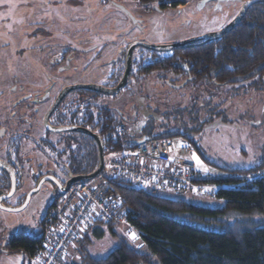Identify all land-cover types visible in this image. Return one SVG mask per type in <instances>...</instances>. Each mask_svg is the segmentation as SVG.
<instances>
[{"label":"rangeland","instance_id":"rangeland-1","mask_svg":"<svg viewBox=\"0 0 264 264\" xmlns=\"http://www.w3.org/2000/svg\"><path fill=\"white\" fill-rule=\"evenodd\" d=\"M111 1L123 7L129 18ZM202 1L184 0L177 7L159 9L155 2L144 7L136 0H0V116L12 111L14 102L21 94H26L28 84H31V90L39 83L44 89L48 87L50 77L56 76L59 80L62 76L63 84L57 81L51 96L67 83L110 84V74L119 68V64L114 68L111 65L118 63L122 47L133 42L171 45L217 32L243 4L221 3L220 9L216 10V3L202 6ZM140 56V49H136L132 59ZM58 57L60 62L55 64ZM165 78L167 80H161L157 73H153L142 82L132 79L117 96H102L98 105L116 108L127 118L119 126L129 137L140 138L147 133L146 128H152L153 136L178 133L171 139L184 141L193 155L209 169L204 172L194 160L201 175L208 174L215 178L213 180L264 178L261 160L264 152V87L257 90L251 88L250 83L215 86L203 82L195 86L187 84L185 77L169 74ZM34 83H37L36 87ZM88 103L93 105L91 100L81 102L72 94L62 107L72 113L70 118L81 122ZM49 104H42V113ZM16 105L24 107L27 103L19 100ZM36 132H27L26 155L34 160L36 153L44 169L50 158L65 161L63 154L69 152L66 145L69 140L64 145L65 139L59 135L46 136L43 128ZM38 138L52 141H42L41 157L34 151V141ZM49 143L57 149L50 151ZM243 170L249 172L243 173ZM32 186V180L25 174L21 189L10 204L19 196L28 194ZM231 188L233 186L227 189ZM219 190L180 197L192 205L214 208L223 204L214 195ZM53 201L52 186L44 183L21 212L0 211V244L20 231L36 234L41 229L40 220L46 208ZM96 231L100 234L89 231L91 241L83 237L78 242L64 264H80L81 241L85 242L83 247L90 256L95 259L107 257L117 246L110 231L124 237L132 246H140L138 232H129L124 226L114 225L109 230L106 225H99ZM133 234L137 239H132ZM27 261L23 252L5 253L0 248V264H28Z\"/></svg>","mask_w":264,"mask_h":264},{"label":"trees","instance_id":"trees-1","mask_svg":"<svg viewBox=\"0 0 264 264\" xmlns=\"http://www.w3.org/2000/svg\"><path fill=\"white\" fill-rule=\"evenodd\" d=\"M136 1L144 7L155 2L158 8L164 9L177 7L184 0ZM140 55L135 60L136 71L132 75L137 83L157 73L161 80H167L165 77L172 74L189 77L193 83L215 86L250 83L251 88L261 89L264 87V3L251 6L237 27L218 40L169 54L140 49ZM119 72L111 83L117 82L122 69ZM101 97L85 91V101L89 99L93 105L85 104L83 126L103 140L105 153L134 148L132 137L116 136L115 128L123 121L109 106L98 105ZM146 131L144 134L150 139L178 136V133L153 136L152 128ZM70 137L67 145L74 143L75 148L68 156V167L74 175L91 174L98 167L95 141L80 133ZM261 160L263 164L264 152ZM246 172L249 170H243ZM210 183L233 186L214 194L223 201L221 206H196L180 197L153 196L122 182L108 180V192L120 199L122 208L127 211V221L139 233L141 246L134 247L124 237L110 231L117 242L115 249L107 257L95 259L81 241L80 264H264V178H227ZM41 222L42 219L40 226ZM99 225H106L109 230L114 226L96 222L88 230L98 235ZM87 231L83 237L91 241ZM41 233L40 229L34 235L15 238L13 249L30 257Z\"/></svg>","mask_w":264,"mask_h":264},{"label":"built area","instance_id":"built-area-1","mask_svg":"<svg viewBox=\"0 0 264 264\" xmlns=\"http://www.w3.org/2000/svg\"><path fill=\"white\" fill-rule=\"evenodd\" d=\"M115 132L118 137L126 134L119 125ZM193 154L184 141L171 138L149 139L132 149L107 152L98 177L72 185L46 211L41 222V237L28 264H64L71 250L96 222L125 226L129 232L135 230L127 221V211L119 199L109 194L108 180L163 198L199 195L209 190L214 193L230 187L211 184L215 178L200 174Z\"/></svg>","mask_w":264,"mask_h":264},{"label":"flooded vegetation","instance_id":"flooded-vegetation-1","mask_svg":"<svg viewBox=\"0 0 264 264\" xmlns=\"http://www.w3.org/2000/svg\"><path fill=\"white\" fill-rule=\"evenodd\" d=\"M111 3L113 4V6L116 9L121 11L123 14H125L126 17L129 18L128 12L126 14V12L121 10V8H123V7H121L120 5H117L113 1H111ZM206 4L204 6H206ZM165 8H167V7H165ZM159 9H161V8H159ZM145 10H147V9H145ZM128 45L126 47H124V48L122 47L120 49L121 52L119 53L120 58L118 60V63L116 62L113 65H111L114 68V66L119 64V68H118L116 73L110 74V77H109L110 82H114L116 80L115 77L118 76L117 74H119L120 73L119 71L122 69V72H121L119 79L117 80V82L115 84L110 83L109 85L105 84V85H101V86H104L106 88H114L118 84L120 79L122 78V75H123L124 69H125V64H126L125 63V53H126V49H127ZM137 49H142V48H137ZM191 49H193V48H191ZM143 50H145V49H143ZM134 51H136V49ZM164 54H169V53H164ZM61 58L64 59L63 56ZM135 60L136 59H134V60L132 59L131 73H130L129 81H128V84L126 85V87L129 86L130 81L132 80V75L136 71V67L134 65ZM58 62H60V59H58L55 62V64ZM57 71H58V68H57ZM188 72H189V69H188ZM59 77H60L59 80H57L56 76L52 77V78L50 77L48 85H47L48 87H46L44 89L43 88L41 89V86H42L41 83H39L38 86H37V83H34V86L35 87L37 86L34 90L33 89L31 90L30 89L31 84H28V89L25 92L26 94H21L19 96V100H24V102H26L27 105L24 107H19L20 105H16L17 103H19V100H17L16 102H14V106H13L12 111L10 113H6L5 114L6 116H4V117L0 116V165L5 167L6 169H8V170H3V168H0V200L2 198H4V200L0 203V206H2V208L19 209L25 203V198H26L27 193L23 196H19L16 200H14L10 204V200L21 189L22 179H23L25 174L29 179L32 180V183L34 184V186H32L31 189L35 188L37 182L41 178H54L58 182H60L62 185H64V183L68 179L79 175V174L74 175L73 170L68 167L69 152H71L75 148V145H74V143L67 145L66 142L68 139L71 140L70 135L74 134V133L54 134V133L47 132L44 128L43 121H44L46 114L48 113V111L50 110L52 105L54 104L57 96L62 91V89H64L67 86H71V85H76V84L85 85L87 83H82V82L70 83V84L67 83L66 85H63L61 88H59V91L57 90L55 92L56 93L55 96L54 95L51 96V90L57 84V81H58V84H60V83L63 84L62 83L63 81H61L62 76H59ZM185 82L187 84H192L195 86L198 85V83H200V82H196V81H194V83H193V81L189 77L188 78L185 77ZM21 85H24V84H20V86ZM26 87H27V85H26ZM126 87L123 90H125ZM21 88H20V90H21ZM35 90H38V91H35ZM123 90H121V91H123ZM85 91L91 92V91H88L85 89H78V90H74V91L68 93L66 95V97H64V99L61 101L59 106L56 108V110L49 117L48 124L53 126V127H60V126H74L75 127L76 126V127L85 128L83 126V124L85 122V118H84L85 117V110H84V114H83L84 117H83V119H81V122H79V121H75L74 118H70V115L72 113L71 114L68 113V110L64 109V107H62V104L66 100V98L72 94H75L76 98H78V100H80L81 102H85ZM92 93H94V92H92ZM52 94H54V93L52 92ZM102 96H104V95H102ZM105 97H114V96H105ZM45 103L46 104L50 103V104H49L48 108L44 111V113H42L41 112V106H42V104H45ZM111 111L114 114H117L119 116V119H121L123 122H126L127 118L120 111H118L116 108H111ZM130 114H132V112ZM134 115H135V113H134ZM41 128H43V130L46 132L45 133L46 136L50 135V134H54V135H59L61 138L65 139L64 145L66 144L67 147L69 148V152H67V155L63 154V157H65V161H63L60 158H56V159H54V158L49 159L48 158L49 160H48V163H46V165H47L46 169L43 168V163L40 162V159L38 158L36 153H35V159L32 160V158L29 155H26V149H25V145L27 144L26 142H27V137H28L27 132L34 130V131H38L36 133H39ZM42 141H47V140L46 139L43 140L41 138H38L37 141L36 140L34 141V149H35L34 151L38 152L39 157H41V153H42V146H43ZM47 142H52V141L49 140ZM47 146H48V149L50 151L53 149H57V147L52 145L51 143L47 144ZM53 146H54V148H53ZM36 158H37V161H36ZM26 166H28V167L25 168ZM10 170L12 171V174H13V177L15 180V187H14V190L12 192V196L9 198H5V196L9 195L11 192V178L9 175L11 173ZM44 183H49L52 186L54 198H55V196L57 197V195H55V193H54L55 188H56L55 185L50 180L45 181ZM50 206H52V204ZM0 211L3 213H10V212L5 211L4 209H0ZM14 213H18V212H14ZM10 214H13V213H10ZM27 235L28 234H26L24 231H20L16 234L10 236L7 240H2L1 244H0V248L5 253H16L18 251H16L12 247L13 246V240L17 237L20 238V236L24 237Z\"/></svg>","mask_w":264,"mask_h":264},{"label":"water","instance_id":"water-1","mask_svg":"<svg viewBox=\"0 0 264 264\" xmlns=\"http://www.w3.org/2000/svg\"><path fill=\"white\" fill-rule=\"evenodd\" d=\"M208 2L216 3L217 6L215 9L219 10L220 9L219 4H221V3H233V2H236V0H203L201 2L202 3L201 5L204 6ZM257 3H264V0H247V1L243 2V4L241 5V7H240L239 11L237 12V14L235 15V17L226 26H224L222 29H220L217 32L206 33V34H203L201 36L190 38L188 40L178 42L175 44H171V45L153 46V45H147V44H144L141 42L130 43L128 45V47L126 49V53H125V63L126 64H125L124 73L122 75V78L120 79V81L118 82V84L114 88H106V87L98 85V84H85V85L76 84V85L67 86L64 89H62V91L57 96L54 104L52 105V107L50 108V110L48 111V113L46 114V116L44 118V121H43L44 128L47 132L54 133V134L80 133V134L90 136L95 141V144L97 147V152H98V167H97V169L88 175L74 176V177L68 179L64 183V185H62L60 182H58L54 178H41L37 182L35 188H33L26 195L25 203L22 205L21 208L11 209V208H2V206H0V209H4L5 211L10 212V213L20 212V211L24 210L25 207L27 206V204L29 203L31 196L39 191L41 185L45 181L50 180L55 185V187H56L55 191H54L55 195L63 196L69 190V188L72 185H74L76 183H80V182L91 181V180L95 179L96 177H98L99 174L102 172L103 156H104V144H103V140L97 134H95V133L91 132L89 129H86L83 127H76V126L75 127L74 126L53 127V126L48 124L49 117L56 110V108L59 106L61 101L64 99V97H66V95L68 93H70L74 90H78V89H85V90H88V91H91V92H94V93H97L100 95H104V96H116L128 84L130 73H131V66H132V55H133V52L135 49L142 48V49H145L147 51L164 54V53L173 52L175 50L191 49V48H194L197 46L204 45L207 42H212V41L218 40L222 36H224L225 34L234 30L237 27V25L241 22V20L244 18L245 14L249 10V8L251 6L257 4ZM121 10L126 12V14H127V11L124 8H121ZM148 140H149V138L145 136L140 141H136L135 144L141 145ZM0 168H3V170H8L5 167H3L2 165H0ZM10 172L11 173L9 175L11 178V192L9 195L5 196V198H9L12 196V192H13L14 187H15V180H14L12 171L10 170ZM3 200H4V198H2L0 200V203Z\"/></svg>","mask_w":264,"mask_h":264},{"label":"snow or ice","instance_id":"snow-or-ice-1","mask_svg":"<svg viewBox=\"0 0 264 264\" xmlns=\"http://www.w3.org/2000/svg\"><path fill=\"white\" fill-rule=\"evenodd\" d=\"M192 158L194 160H196L197 165L200 166L203 169L204 172H208L209 171V169L207 167H204L203 166L202 162L199 160L198 157H196L195 155H193ZM132 239H134V240L137 239V237L135 236V234L132 235Z\"/></svg>","mask_w":264,"mask_h":264},{"label":"crops","instance_id":"crops-1","mask_svg":"<svg viewBox=\"0 0 264 264\" xmlns=\"http://www.w3.org/2000/svg\"><path fill=\"white\" fill-rule=\"evenodd\" d=\"M141 133H143V131H141ZM145 135H143L142 134V136L139 138H137V137H133V136H131L133 139H134V141L136 142V141H140L143 137H144ZM104 154H106L105 152H104ZM125 227V226H124ZM141 246V245H140Z\"/></svg>","mask_w":264,"mask_h":264},{"label":"clouds","instance_id":"clouds-1","mask_svg":"<svg viewBox=\"0 0 264 264\" xmlns=\"http://www.w3.org/2000/svg\"><path fill=\"white\" fill-rule=\"evenodd\" d=\"M236 2H239V1H236ZM245 2V1H244ZM145 137V136H144ZM147 137V136H146ZM149 138V137H148ZM150 139V138H149ZM145 143V142H144ZM134 144H135V141H134ZM136 145V144H135ZM137 146V145H136ZM105 155V154H104ZM103 159H104V156H103ZM224 185V184H223ZM46 213V212H45ZM45 215V214H44ZM44 217V216H43ZM42 217V218H43ZM136 231V230H135ZM137 232V231H136ZM138 236H139V233H138ZM29 258V257H28Z\"/></svg>","mask_w":264,"mask_h":264}]
</instances>
